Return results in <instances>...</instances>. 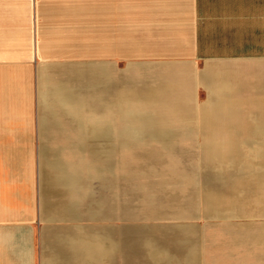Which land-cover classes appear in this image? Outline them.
Returning <instances> with one entry per match:
<instances>
[{"label": "rangeland", "instance_id": "374dc122", "mask_svg": "<svg viewBox=\"0 0 264 264\" xmlns=\"http://www.w3.org/2000/svg\"><path fill=\"white\" fill-rule=\"evenodd\" d=\"M8 1L0 0L3 18L24 26L27 1L22 9L20 0ZM115 2L106 22L87 0L66 11L67 0L57 2L62 10L53 0L39 1L41 51L74 54L39 56L34 26L30 101H0V129L24 128V109L31 129L71 136L35 137L28 154H0V214L21 213L31 223L43 264H98L114 257L110 242L132 229L147 230L157 242L133 245L146 250V261L133 254L137 264H185L184 258L264 264V137L254 131L259 101H188L184 90L180 100L176 73L163 72L171 59L132 66L135 27L150 14L145 0ZM140 45L151 47L145 37ZM102 52L121 53L117 75L101 63ZM71 62L79 64L65 66L59 77L43 74L39 90L42 70ZM106 126L110 132L102 134ZM182 226L192 244L178 251L174 234ZM56 229L68 245L61 244L59 260V243L46 239ZM129 248L119 246L115 264L126 262Z\"/></svg>", "mask_w": 264, "mask_h": 264}, {"label": "crops", "instance_id": "0c3cea01", "mask_svg": "<svg viewBox=\"0 0 264 264\" xmlns=\"http://www.w3.org/2000/svg\"><path fill=\"white\" fill-rule=\"evenodd\" d=\"M26 1L27 18L24 26L21 24L16 26L15 23L3 18L4 12L0 7V95H2L0 101H30V92L33 91L31 59L36 54L35 25L39 56L49 54L52 56L54 52L60 53L62 57L74 54L59 49L41 51V18L38 13L40 0ZM58 1L60 0H53L56 4L54 6L62 10L57 6ZM102 1L104 0H87V6L90 11L92 7L93 11L108 22L112 18L116 0ZM17 2L22 9V0L15 3ZM67 2L70 4L63 11L70 10L75 0H67ZM145 4L149 7L150 14L135 27L136 50L131 53V57H136L137 60L132 66L144 63L148 66L144 59H171L163 72L169 76L176 73V78L173 80H177L179 93L184 90V99L188 101H259L257 115L261 124L254 131L258 132L259 137H264V0H156V5L153 0H145ZM147 28L150 32L146 31ZM144 37L151 45L148 50L140 45ZM101 56L107 58L101 63L108 65L116 74V70L113 69L114 61L121 56V53L102 52ZM71 64H79V62L63 63L51 66V70H42L39 75V90L43 74L59 77L65 71V66ZM44 68L47 69V66ZM140 71L143 72L142 69ZM13 91L16 93L15 97H9V92ZM25 94L24 100L22 96ZM179 98L181 100L182 93ZM164 100L166 101L165 98ZM19 116L20 119L21 117L25 119L24 128L0 129V154L11 152L28 154V149L35 147L31 144L33 142L31 139L35 137L71 136L64 131L56 130H43V134L38 133L36 129L30 128L28 113L24 109ZM100 131L102 134L110 132L107 126ZM76 177L75 174L74 178ZM262 182L261 179L260 183ZM47 190L50 191L49 188ZM21 199L18 200L22 201ZM54 231L50 232V236L46 239L49 238L50 242L54 239L60 244L53 245L58 256L54 260H59V254L63 255L60 251L61 244L67 247L68 245L64 242L66 234L59 229ZM179 231L174 232L175 240L178 241L174 248L184 251L185 244L191 243L188 238L189 228L182 226ZM98 232L101 231L96 230V234ZM34 233L31 223L21 218V213L16 216H10L9 213L0 214V264L45 263V255L43 260L37 259ZM121 235L124 237L119 236L117 242L116 240L110 242L114 244V257L99 259L98 264H115L116 251L120 245L130 247L131 250V254L123 264H137L136 259H133L134 253H136L135 257L139 254L140 258L146 261V250H138L133 245L149 246L157 243L154 235L144 229L128 230ZM182 261L185 264L191 263V259L187 258ZM61 264L91 263L76 261Z\"/></svg>", "mask_w": 264, "mask_h": 264}, {"label": "bare ground", "instance_id": "6f19581e", "mask_svg": "<svg viewBox=\"0 0 264 264\" xmlns=\"http://www.w3.org/2000/svg\"><path fill=\"white\" fill-rule=\"evenodd\" d=\"M17 191V190H16ZM10 200V199H9ZM187 244V243H186Z\"/></svg>", "mask_w": 264, "mask_h": 264}]
</instances>
